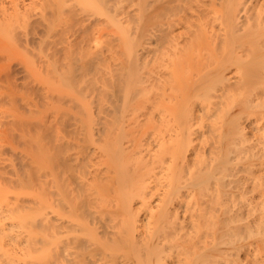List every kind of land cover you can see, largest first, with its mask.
I'll return each instance as SVG.
<instances>
[{
  "label": "bare ground",
  "instance_id": "obj_1",
  "mask_svg": "<svg viewBox=\"0 0 264 264\" xmlns=\"http://www.w3.org/2000/svg\"><path fill=\"white\" fill-rule=\"evenodd\" d=\"M117 1L118 0H0V47L2 45H5L6 47L10 45L9 46L10 48L11 47L13 48L14 46V49L16 48V50H19L17 48L21 46L24 49V54L28 53L33 57L31 59L29 58L26 59V57L23 54L25 58L22 56L20 60L19 56L16 55L18 57L17 62L18 63L22 62L21 64H23V66L26 67L24 68L22 66V68L25 71L26 69L30 71V73L25 74V77L23 78L25 79L24 80L25 82L24 83L21 82V84L24 86L23 91L19 92L17 90L18 88L17 86L19 85V83L16 84L17 88L14 87L13 85V87L16 88V90L19 93L22 92L26 93L24 95L22 93L21 94L22 97L20 94L19 95L23 99V102L25 101V104L27 105V106L25 105V107H27L28 109L25 108L23 109L24 112L22 111L18 113L20 109L22 110L24 106L23 105L22 108H20L16 113H14L13 117L9 119L11 120L10 122L6 123L5 121V123L7 124L6 127L7 132L4 134L9 136L10 134H14L13 131L15 130L17 132L16 134L19 135L18 140H20L21 138H22L21 140H24L22 142L23 144L25 143L27 145L28 149L26 148L25 145H23L25 146L23 148L24 150L26 148L25 153L27 152L28 161L30 160L29 163L30 165L28 166L27 164L26 169L27 167H29L30 169L28 168V170L23 171L25 170L24 168L25 165L23 164L24 166H23L22 174L26 172L25 173L26 176H23L21 174L20 176L22 177L18 176L16 180H11L8 177L9 175H7V177L3 176V174L5 173L3 171L5 169L3 168L4 170H2V168L0 167V184L2 186L6 185L5 189H3V187H0L1 189L0 191H2V193L8 191L7 188L9 187L7 186L9 185L11 186L12 184H14V182L16 185L23 183L21 185L23 186V188H25L28 187L27 186L28 184L30 183L32 184L33 182L35 183V181L36 182L39 181L42 184H47V187L44 188L43 185L41 186V184L38 182V184L40 185V187L38 188L40 189H38L37 194L41 193L40 199L42 198L44 199L45 197L44 195L46 194V197H49L48 200L50 202L48 204H50L51 216H47V217L45 216L46 218L43 216V217H39L38 219L41 224H42L41 221L45 222L46 225L45 228L48 229V234L50 230V235L46 236L48 237L46 238L48 239V241L46 242L47 244L49 243V245L51 244V246L48 248L49 250H47L43 246L44 248L38 247L40 250L36 249L37 252H35L34 250L32 252V250H30L31 245H29L28 249L30 251L28 250L25 254L27 255V257L32 258L33 260L28 261L27 264H50L49 261L51 260L59 261L60 254H62V256L65 255L66 257L68 256L67 257L68 264H219L220 261L221 264L222 263L228 264L227 262L230 261V260L228 261V259L231 256H236V257L230 258L231 259V261L229 262L230 264H264V206H263L264 203L262 202L263 201L262 199L264 198V193L262 192L263 193L262 199L260 196L262 203L258 201L259 203L262 204V206L261 205L258 206L256 203H255L256 205L253 204L255 205L253 206L250 205L251 203L250 204L248 203L250 207H248L249 206L248 205L246 209L242 208L243 210H241L240 208L244 206L242 204L243 206H241L239 209L236 210L231 207L232 203H230L229 200L230 201H232V199L234 200V198L232 197L237 195L243 196L245 192L249 193L247 192L248 184L247 183H246L247 185L245 184L246 177H243L244 180H242L243 178L239 179L237 176L239 180L235 179L234 181L232 180L233 183H230L232 181L230 180L229 182L228 179L227 182H224L225 175H223V173L227 174L228 171V170L225 171L226 165L229 163L231 164V160L236 158V155L238 157L239 152L244 149L243 147L245 146L246 142H249V140L247 141V139L249 138L246 137L244 130L246 126L247 129L249 128L251 130V133L254 130L256 133L264 132V0H157L159 1L158 2L159 4L151 8L149 10L150 12L148 11V13H146L147 18H145L146 22H144V24H146L147 27L146 25H144L145 26L144 29V26L142 25L143 24L142 22L144 21V17H142L143 21L139 22L140 24L141 23L142 24L140 25L138 23L139 25L137 24L136 28H138L137 26H139V28L141 29L143 27L145 31L142 30L143 32H140L144 34L143 37L145 36V32H147L146 36L150 40L152 39L154 40V38L156 37L155 38L156 40H154L155 43L153 42V40L151 41L153 42L152 43L153 47H151V50L154 51L157 48L159 49V47L163 48V50L164 48L166 49L170 48L173 50L172 56L175 55L176 53L179 55V56L176 55L177 56L176 58L175 56H173L174 61H172V64L174 66L172 65L171 67L172 68L171 70H173L171 72H173V74L170 72L171 73L170 76L173 75L171 76L172 78H170V80L171 79L173 80V81L171 80V82L173 83H171L170 86L172 87L170 89L172 94H170L169 96L170 99L174 98L175 101L173 105L168 104L173 107L167 105L168 108L165 107V110L164 108L162 109L164 110V113L166 112V110H168L167 112L169 114L171 112L169 117L166 116L169 118L168 122L169 121L171 122L169 123L166 122L167 121L166 118L164 117L163 119L164 114L161 113L163 123L160 121L161 119H159L157 125L159 126L160 124V126H162V127L159 126L160 129L162 128L164 129L165 126V128L167 129H164L165 130L164 132L166 131L169 132L166 133L165 135L166 137L162 136L161 139H160L161 136L158 134L159 132L155 133L158 134V139L153 140L155 141V143L153 141L152 142L155 144L156 149L153 153L150 152V156L148 155L149 154L148 153L147 156L144 157L142 154L146 153L148 150L147 151L143 150L144 152L142 153V150L138 148L139 146L137 143L136 145L137 149L141 150L139 154L141 153V155L145 159L143 160V158L141 157L140 158L141 161L140 159L139 160L137 159L138 154L136 158L134 157V154L136 155L137 152L134 151V149L128 150V152H130V155H128L129 157L126 156L128 153L127 151H126L127 153L124 155V152L127 149L124 148L126 146H123V148L121 147L122 145L125 144L121 145L118 143L120 142V139L118 141V138L120 137L117 138L118 136L117 134H119L118 132H115L114 135L112 134L113 131L111 132L107 130L106 132H103L105 133V136L107 137L109 136L108 138H110V135L112 134L111 137L113 138V140L112 138L111 139L106 138L107 140H105V143L103 145V149L108 153L104 152L103 149L101 151L106 154V155H103L104 153L102 154L103 159L107 160L108 164L105 163L106 166L109 165L110 168L112 167L110 170L113 171L110 172L112 175L110 174L108 175L109 177H107L105 174L110 170L108 169V167L106 168L105 166V168L108 169V171L106 170L104 176H106L107 178L102 183L98 182L100 184L95 187L92 185H96L94 179L97 178L99 174L98 176L96 175L97 177H95L94 179L91 178L92 180H89V182L85 180L86 178L85 179L82 178V179H84L87 182L82 183L83 180L82 181L80 180L81 176H83V174L85 173L86 170L85 166H87L88 164V163L86 164V161L88 160L89 162V159L85 160L84 157H82L83 154H87L84 153L83 150L85 147L89 146L87 145L89 144V142L90 144H92L96 140L95 137L99 134L96 133V136L93 135L94 136L93 139L95 140H93L91 143L90 141L91 139L89 137H91L92 135L89 136L90 135L89 130L93 127L92 125V127L90 128V124H91L90 122H92L93 117L91 119L92 112L91 114L89 112L91 111L89 109L90 107L89 104L91 103L88 104V101L86 102L85 98H87L88 96L89 99L91 97V94L92 97L94 95V97L97 98L95 101H97L96 103L98 107L99 108L101 107L100 108L101 111L104 108L101 106V104L104 103L102 101L106 100L107 102L110 103L109 105L110 107H112L113 112L115 113L120 111V109L122 112L123 109L125 111L126 107L130 105L129 103L132 97V93L140 91L137 92L140 94V95L138 94V96L136 94H133L134 96L136 95L135 96L136 98L134 99L133 97L135 102L134 101H133L134 103L131 102L134 105V107H137L139 105L140 106L143 105L144 103L143 100L148 99L146 98L148 97L146 96L148 94L147 92L153 91L152 90L153 88L149 89L153 83L152 82H150L151 84L148 83L149 82L148 80L147 84H145V79L141 77L144 71H142L141 73V69L139 70L141 73L140 77L137 76V73H135L138 72L137 68H140L138 67L140 63L137 65L136 63L137 60L135 61L133 60L136 63L135 64L132 61V59H139L136 58L135 55L139 51H137L136 53V50L134 49L135 51L134 50L133 51L135 52V54L128 52L130 47L134 44V43L130 44L131 41L129 40L131 39L129 38L130 25H126L129 24L128 23L129 19L125 21L122 20L124 21V24L126 23L125 25H123L122 21L119 18H117V14H118L117 12L122 10L121 11L122 13L125 10L124 8H123L124 10L119 8L118 9L119 11H117V4L119 3ZM122 2L125 3V1L123 0ZM144 2L145 1H143V3ZM137 3L138 2H136V4ZM146 5L147 4L145 2L143 7H146ZM136 6L139 7L138 4ZM138 10L140 11V8ZM123 15H125V13ZM127 16L128 15H126V17ZM133 20L135 22V15ZM175 25L176 26L184 25L183 28L185 27L190 28L189 29L190 31H188V33L186 32L188 35L186 36L188 41L187 39L185 40L187 41V43L183 47L182 46L180 47L178 44L180 41L179 39L181 38V36L184 35H182V33L181 35L179 33L178 34L173 33ZM139 28L137 29L138 31L136 34H138L139 30H141ZM153 30L155 31V33L156 31L158 33L154 34ZM116 33H118V37L119 36L121 37V39L119 37L120 41L118 40L117 43L116 40L118 39V37H116ZM153 34L155 35V37H152ZM139 39L140 38L138 37L137 41ZM181 40L183 39L181 38ZM119 42L120 44H123V47L117 49L121 51L122 49H124V47L127 48L128 49L127 52H125V49L122 51H124L125 55L127 53L128 56L126 55V58L128 57V61L132 63V64L128 63L130 66L128 67L127 65L124 73H122V71L119 70L120 68L118 69L119 71H121L122 77L121 76L119 77L120 74H117L118 75L117 76L114 73L117 71L113 72L114 70L113 65H116L115 61L118 58V56H116L118 54L115 52L117 51L116 47L120 46V44L118 45ZM143 48H146V46ZM146 49H148V47ZM158 49L155 50V52L156 51L161 52ZM11 50L13 51V49ZM18 52L21 51L19 50L15 53L19 54ZM147 53L146 55L148 54L150 55V53L148 54ZM193 53L194 54L203 53L205 54L204 55L205 57L202 56L201 58L199 55L202 54L199 55L197 54L198 58H196L194 57L195 55H193ZM119 55L121 56V54ZM154 55L155 54H153V56ZM153 56H151L150 58H152ZM158 56L159 53L157 54V57ZM121 58L123 59V57ZM122 59L121 61L123 62L125 57L123 60ZM140 59L143 58L141 57ZM5 61L3 65L1 64V66L3 67L6 66L8 68L10 64L7 65ZM116 62L118 63V61ZM143 63L144 61H142V64ZM118 65L115 67V70L117 69ZM123 65H125L124 62ZM3 67L1 68L3 69ZM39 67L40 69H42L41 67H43L47 73L50 72V75L48 74V76L50 77H51V73L54 74L55 72L58 73L57 74L58 76L56 74L53 76L56 77V80H59L58 82H60V84L59 83L58 84L59 86H61V89L59 87L57 89L58 91H55L54 89H50V91L51 92L55 91L58 92L59 94L56 93L54 95L53 93L52 94L49 93L50 91H48V85H46L47 91H45V93L43 92L44 93L43 95L40 94L35 95L34 94L35 92L34 91L32 92V89H29L28 83H31V81L34 82L35 80L36 82H38L39 80V77L37 75H33L34 68L39 70ZM107 68L110 70L109 72H107L108 70L104 71ZM186 68L188 69L187 70L188 72H191V74L186 71ZM44 69L42 70L45 71ZM198 69L200 70V72L192 74L191 70L197 72L196 70ZM28 70L26 72H29ZM99 72H107L109 73L108 75H111L112 73L113 74L108 78L107 76L103 78L102 80L105 79L107 80L103 81V84H101V86L99 85L100 87L99 88L97 87L96 89L93 86L94 83L93 81L95 78L94 76L95 75L98 76ZM5 73L6 72H3V74ZM89 74L93 78L92 79L93 81L90 79ZM93 74L95 75L93 76ZM113 76L115 78L118 77V79H115ZM149 76L153 77V75H149ZM149 76L147 79H149ZM156 77H159V75ZM160 77L163 78L162 76ZM6 78H8V75ZM4 79L5 78L3 77V80ZM89 79L90 82H88ZM154 79L152 80L154 81ZM167 79L169 80V78ZM6 80L7 79H5V81ZM49 80H47L46 82H48ZM170 80L168 82H170ZM81 81L82 82L84 81V83L87 84L82 85L83 83ZM80 83L82 87L85 86L84 89L81 88ZM137 83L138 84L140 83L139 86L141 88L139 90L134 91V88ZM29 86L31 87L30 84ZM65 87L68 88L71 87L70 89H68L70 90L69 93L70 96H72L71 94L73 92L75 93V96L71 97L74 99L75 104L71 106L70 103L71 106L70 107L68 105L69 103L68 101L71 98L68 97L70 99L68 101L66 100L68 103L66 104L65 107L58 106L57 104H56L57 106L54 105L53 102L59 100L62 101V104L66 102L62 100L64 94L63 95L60 94L61 91L62 93L63 91L65 92V90L67 89ZM89 87L90 89L92 88L91 89L92 93L89 91L90 90L88 89ZM24 89L26 92L24 91ZM95 89L96 91L98 90L96 93L94 92ZM155 89L156 88L154 87V90ZM85 92L91 94L88 95ZM9 93H11V96L10 94L8 95L10 97H13L16 91L13 90L10 91ZM128 93L131 94V96L129 95L130 96L129 102L126 101V99L128 98L127 97ZM154 93L156 94L157 92ZM26 95L28 96L33 95V96L28 97ZM65 95L68 96V93H66ZM35 96L40 98L41 101L43 98L44 102L41 103L39 102V100L36 101ZM202 96H205L207 100L206 98L205 99L202 98L201 100H199V97ZM33 98L35 100H31ZM45 98H47L51 103L47 102V104H45V101H48ZM210 98L213 99L209 100ZM17 99H13L14 102H16L15 100ZM22 99H20L19 104H21ZM63 99L65 100V98ZM70 101L73 102V100ZM83 101H85L86 103L83 104ZM152 101L150 102V105L152 104ZM138 103H142V104L136 105ZM126 104L127 106L125 107ZM157 104L158 105L160 104L159 106H163L162 102L160 101ZM210 104L212 106H210ZM32 105L35 106V108L34 107L31 108ZM67 105L69 106V108ZM85 105L88 108H86ZM104 105L105 104H103V106ZM46 106L49 107L47 108ZM41 107H44L45 109L44 108L41 109ZM91 107H94V104L93 106L91 105ZM169 107L172 108L173 110H171ZM230 107L232 108V110L233 107H235L234 110H238V111L237 113L228 116L225 119V121L221 119L222 121L221 124L224 123L223 124L224 128L221 127L222 130H219L220 126L218 124L220 123V121L218 120L213 122L211 120L213 119L212 113L214 111L215 112L218 111V114L221 113L220 114L221 116L220 115L217 116L218 118L222 117L223 113H225L224 115L226 116V113L228 112L227 109L230 110L231 109ZM49 108L50 111L47 110ZM71 108L74 109L75 114L74 117L69 118V116L71 115L68 116V113L70 112L69 110ZM99 108L97 109L99 110ZM83 109H86L85 112H83ZM25 110L28 111L25 112ZM10 111L13 112L14 110L12 111V109H10ZM173 111L174 113H172ZM122 112L121 114H123ZM101 113L103 114V111ZM131 113L129 112L130 115ZM172 114L174 115L171 116ZM101 115L98 116L99 120H101L99 118L101 117ZM110 115L112 114L110 113ZM203 115L206 116V118L212 116V118L208 120V121L211 120L212 123L211 122L204 123L200 128L202 129L204 127V129L199 131L198 128L199 125L196 126L197 128H194L193 125L195 126V123H198L197 121ZM216 115L217 114H215L214 116L216 117ZM128 116L129 115H127V117ZM72 118L75 119L74 121H76L77 126H73L72 128L75 127L73 130L69 128L71 130L70 131L67 130L68 128L66 129V126L68 127L67 122L69 121V119ZM110 118L111 117L109 116V118L107 117L106 119L110 120ZM112 119L114 120L115 117L114 118L112 117ZM165 122L166 124L168 123V126L165 124ZM105 123L109 125H111L110 123L114 124V122H110V121L109 123H107V121ZM70 124L74 125L75 122L71 123L69 121V127ZM96 125L98 127V121ZM102 126L106 128L105 125ZM157 126L155 125L156 131L158 130ZM81 128H85L84 133L87 132L86 135L84 134L83 136V138L85 137L83 139L84 140L83 144L86 143V139L87 140L90 139L89 142L87 141L86 146L80 143L81 142L80 137L83 134H81L80 136V134H78L80 133V131L78 130H80ZM117 128H114V130ZM75 130H77L78 132H76ZM96 130L102 131L101 129L100 130L96 129ZM208 130H210V133L211 130L217 131V133H215L217 134L215 135V137L212 136L211 138H209L210 140L214 138L212 140L213 142L210 141L209 139H208L209 143L205 142L207 139L204 141V144L205 143L207 144V149L205 150L203 148L206 144L202 146L204 152L205 151L207 152L211 149L209 154L205 152L206 156L207 155L210 156L211 160L208 161V159H210L209 157H207L208 159L205 158V160H202V157L205 156V154L202 155L203 153H200V155H202L199 156L201 158V161L199 160L197 161H199L200 163H202L203 161H208L209 163L204 162L203 164L205 166V164L208 163V167L206 168L205 166L206 169L202 171L200 169V171L197 172L196 168L198 164L195 165L196 168L193 166L192 168H195L194 169L195 171H193L194 174L192 176L190 175L191 171L188 169L190 167V165L188 164L189 161L187 160L183 161L185 159L183 158L185 156L183 155L185 151L184 149H187L188 146H190L189 145L190 142L188 141L191 140L192 142L191 135H198L200 133H204V131H207L208 133L209 132ZM75 132L78 134L77 137L79 136L77 138L78 140L74 136ZM214 132L215 131H213L212 135L214 134ZM252 134L254 135V133ZM17 135L15 136L13 135V136L16 138ZM100 135H102V132ZM253 135L251 136L253 137ZM72 136H74L76 140L72 138ZM155 136H156L155 138H157V135ZM10 137H8L7 139H9ZM69 137L72 139L69 140L68 139ZM262 138L263 140L262 141L260 140V145L263 144L264 146V136ZM130 143L131 142H129V144ZM251 143H247V144L251 145ZM255 143L254 145H256ZM202 144L200 145L195 144L198 151L197 149L194 148L195 146H193V144L191 145L192 148L194 149V153L196 150L197 153L199 154L200 151L199 147ZM256 146H259V144ZM246 147L248 149L249 146ZM213 148L216 151H214ZM151 149L153 150V148ZM1 152L2 151H0V153ZM85 152H86V148H85ZM166 152L169 155L166 154ZM231 152L235 154L233 155L235 157L233 158L232 156V159L229 158L230 154L232 155ZM253 152L255 155L256 152L252 151V153ZM162 154L163 155L166 154V157L168 159H170L169 157H171V162L169 161L167 164L166 162L168 161V159L167 160L164 159L163 157L165 155L163 156ZM88 155L85 156L89 158L90 155L89 156ZM249 155L251 158H254V156L252 157L253 154H251V151L249 152ZM105 156H107L108 158L107 157L104 158ZM130 156L132 158L134 157L135 160H132ZM259 156L260 155H258L256 158H258ZM195 157L196 159H198L197 155H195L194 158ZM128 158H130L131 161L134 162L133 166H135L134 164H137L136 162H139L141 166L137 165L139 166V168H136L137 166L135 167L131 166L132 162L128 161L130 160ZM156 158L157 160H159L158 163H155V161H157ZM187 158L189 157L187 156ZM259 158L261 159V157ZM26 159L27 158H25V161ZM142 161L146 164L155 163L153 165V168L154 169L158 168L159 171L158 170L157 171L160 174L162 172L161 176L163 178L161 179V176L158 173V175L160 176V177L158 176L160 180L157 179L156 181H154L153 178H152L153 180L150 179V175L148 172L152 170H149L148 165L144 164ZM212 161L215 162L211 163ZM252 162L248 163L249 166L252 165ZM142 163L144 164V167H142L143 165ZM216 163L217 166L215 165ZM253 163H255L254 166H256L257 162L254 161ZM90 164H92L91 161ZM100 164L102 166V163ZM126 164L131 166V168L126 166ZM211 164L215 165L214 166L215 168H212L213 166H211ZM258 164L259 162L257 163V165ZM244 166L243 168H245ZM249 166L247 165V167ZM219 167H221L219 170H221V175H223L222 176L223 178H220L221 180H219L218 178L221 175L220 176L217 175L216 177V173L219 174V171L216 169H218ZM83 168H85L84 173H83ZM94 168L96 167L94 166ZM222 168H224L225 170L222 171ZM249 168L252 169L255 167L250 166ZM20 169L16 168V170H14V173H16L15 171L17 170L19 171ZM163 169L165 170V172L162 171ZM251 169H250V173L253 174L254 170L251 171ZM142 170L143 172L144 171L147 172L146 173L144 172L145 174L141 173ZM215 170L216 173H214ZM240 170L241 168L239 169V171ZM98 172L100 173V171ZM195 172L197 173L195 174ZM93 173L95 172L93 171ZM234 175L236 174L234 173ZM90 176L89 177L85 176V177L90 178ZM186 176L189 177L185 178ZM97 179H99V177ZM240 180L243 181L244 183L241 182ZM253 180L255 179L253 178ZM91 181H93V183ZM25 183L28 184L26 185ZM85 183L92 184L91 188L86 187L90 185H86ZM225 183H228L227 188H225L226 187ZM84 184L85 187H83ZM255 186H248V188L252 189V187L254 188ZM94 187L95 189L93 191L97 189L98 192H101V195H99L100 193L98 194L97 191L96 193H92L93 191H89L92 190ZM34 188L35 187H32V189ZM228 188L229 189L232 188V190H228L227 192L226 189ZM2 189L5 191L3 192ZM36 189L37 188H35L34 192H36ZM83 190H85L86 193L90 192L89 194L91 193L94 195L96 194L95 198L100 203L96 202V199L91 197L92 194L90 195L92 199L91 198L89 199L88 197L89 195L87 196V194L86 195L84 194L86 197H88L86 198L83 195V193H85V191ZM250 192H252V190ZM31 194H33V196L36 197L38 196L37 194L34 193ZM97 195L100 199L96 197ZM33 196H31V198ZM5 197L6 195L4 196V199ZM103 197L105 198V200H103L104 199ZM136 197L139 198L137 199ZM37 199L39 200V198ZM258 199L259 198H257V200ZM1 201L2 203L3 202L4 203L2 204ZM29 202L32 203L31 205H27V206L25 205L24 200H23L24 204L18 203L16 195L14 197L10 196L9 200L6 201H3V198H0V242H2L4 240L3 238H6L7 235L13 241L18 240L20 232H22V231H18L17 228L19 227L22 228L24 227L23 232L25 230L27 231V232L25 231V233H27L26 241L28 244L31 242L33 234L34 236H36L35 232L37 234V231H39L36 228L38 226L36 225L35 227L34 226L35 224L33 225L32 222L35 221V216L37 214H38L37 216H42L45 215L46 213L44 212V214H42V211H40L41 206L40 209L39 206H37L39 210L36 208V206H33L34 202L35 204H37L38 202H40V200L37 203L36 200L34 202L32 200ZM40 204H42V202ZM237 205L239 207V204ZM22 206L27 208L22 210L21 208ZM257 206L259 209L257 208ZM257 209L258 211L255 212ZM50 213H48V215H50ZM209 228L215 229V231L212 229V232L214 231L213 234ZM208 235L210 237L209 239H206ZM251 238L254 239L251 240ZM0 244L2 245V243ZM226 244L229 246H227ZM1 245H0V252H1L0 261L4 257L3 261L5 263L3 261L2 263L1 262L0 263L11 264L12 259L14 257L10 258L8 254L6 256L7 250H5L6 253L5 252L2 253ZM225 245L228 248H226ZM60 250L62 252H60ZM240 250L243 252V255L239 260L238 259L239 257L237 256L239 255L238 252ZM227 251H229L228 253L231 256L229 255H228L229 257L226 256V254H228ZM2 254L5 255L3 256Z\"/></svg>",
  "mask_w": 264,
  "mask_h": 264
},
{
  "label": "rangeland",
  "instance_id": "obj_2",
  "mask_svg": "<svg viewBox=\"0 0 264 264\" xmlns=\"http://www.w3.org/2000/svg\"><path fill=\"white\" fill-rule=\"evenodd\" d=\"M123 1H125V3L124 2H122V0L120 1V0H118L117 2H119L118 4H117V11H119L118 9L119 8H121V9H123L124 11L121 13V11H119L120 12V14H119V12H117L118 14H117V18H119L121 21L122 20H127V19H129V21H128V23L129 24H126V25H130L129 26V38H131V39H129L130 41H131V43L130 44H132V43H134L131 47H130V49L129 50H131V51H129L127 48H125L124 47V49H125V52H127V50H128V52H131V53H133V54H135V50H136V53H137V51H139L140 52V54H139V52L137 53V54H135L136 55V58H139V59H132V61L134 60H137V65H138V67H140V68H137V71L138 72H135V73H137V76H141V73H142V71H144L143 73H142V78L143 79H145V84H147V81L149 80V82L148 83H150V82H152L153 84H152V86L149 88V89H151V88H153L151 91L152 92H147L148 94L146 95V96H148V97H146V98H148V99H146V100H143V105H139V104H142V103H138V104H136V105H139V106H137V107H134V105L132 104V103H134L135 102V96L137 95L138 96V94L139 93H137V92H140V91H137V92H135V93H132V97H131V100H130V96H131V94L130 93H128V95H127V99H126V101H128L129 102V100H130V105H128L127 106V104L125 105V107H126V109H125V111H124V109H123V112L121 111V109H120V111H118V112H113V109H112V107H110V103L109 102H107L106 100H103L102 102H104V103H102L101 104V106L102 107H104L103 109H102V111H103V114L101 113L102 111H101V107L99 108L98 107V105H97V101H95L97 98L96 97H94V95H93V97H92V91H91V89H90V87L88 88V89H90L89 91L91 92L90 94H91V97L88 99V96L87 95H85V96H87V98H85V97H83V96H81V97H83V98H85V100H86V102L88 101V104L89 103H91V104H89L90 105V107H89V109L91 110V111H89L90 112V114H91V112H92V115H91V119H92V117H93V119H92V122H90L91 124H90V128L92 127V125H93V129L91 128H89L90 130V135L89 136H91V137H89L90 139H86V143L85 144H83V142H84V138H83V136H84V134L86 135V133H84L85 132V128L87 127H85V128H81L80 130H78V131H80V133H78V134H80V136H81V134H83L81 137H80V139H81V142L80 143H82L83 145H85L86 146V144H87V141L89 142V140L91 141V143H92V141L93 140H95L93 143L95 144V146H94V144L92 143V144H90V142H89V144H87V145H89V146H87V147H85L86 148V152H85V148H84V150H83V152L84 153H87V154H83L82 155V157H84V159L85 160H87V159H89V162H88V160L86 161V164H87V166H85V168H86V170H85V168H83V173H84V170H85V173H87V174H85V176H87V177H89L90 175V178H87V177H85L84 176V174H83V176H81V181H82V183H84V182H89V180H92V179H94L95 177H97L98 176V174H99V179H97V178H95L94 179V181L96 182V185H92V184H87V183H85L86 185H90V186H86V187H90L91 188V185L92 186H97V185H99L100 183H98V182H104V180L107 178V177H109L108 175H110L111 173V171H113V170H110L111 168H110V166L109 165H107L106 166V164L105 163H107V160H105V159H103V155H106L104 152H107V151H105L104 149H103V145H104V143H105V140H107L106 138H108L107 136H105V133H103V132H106L107 130H109V131H113V135H114V133L115 132H118L119 134H117V135H115V136H117V138L118 137H120V138H118V141H119V139H120V142H118L119 144H125V145H119V146H121L122 148H123V146H126V147H124L125 149H127V150H125V152H124V155L128 152V150L129 149H134V151H137L136 152V155L134 154V157L136 158V156H137V154H138V156H137V159L139 160L141 157L143 158V156L145 157V156H147V154L150 156V152L151 153H153L154 151H155V149H156V147H155V141H153L154 139H158V134L161 136H159L160 137V139L162 138V136H165L166 135V133L167 132H169V131H166V132H164L165 130L164 129H167V128H165V126H164V129L162 130V129H160L159 128V126H160V124H159V126H157L158 125V121H159V119H161L160 121L163 123V119H164V117L166 118V122H168V120H169V115L171 114V112H170V114L167 112L168 110H166V112H167V114H166V112L164 113V110H165V107H167V105L168 104H172L173 105V103H174V101H175V99L173 98H171L170 99V94H172V92L170 91V89L172 88V87H170L171 86V83H173V82H171V80H170V78H172L171 76H173V75H171L170 76V74L172 73L173 74V72H171V71H173V70H171L172 68V61H174L173 60V56H175V58L177 57V56H179L177 53L175 54V55H173L172 56V54H173V50L172 49H166V48H164V50H166V51H164L163 50V48H160L159 47V51H161V52H155V50H157V49H155L154 51L153 50H151V47H153V42H154V40H156L155 38V35L154 34H156V33H158L157 31H156V33H155V31L153 30V35H152V37H155L154 38V40H153V42H151L152 40H150L146 35V33L147 32H145V36L143 37V33H140V32H143V31H145L144 29H145V26L144 25H146V24H144V22H146V19L145 18H147L146 17V13H148V11L151 9V8H153V7H155V6H157V4H159L158 2L159 1H157V0H142V1H138V0H123ZM133 1V2H132ZM143 1H145L146 2V7H143V5L145 4V2L143 3ZM157 1V2H156ZM136 2H138L137 4H138V6L139 7H137L136 5ZM141 2V3H140ZM122 3V4H121ZM127 3V4H126ZM132 4H134V5H132ZM140 4V5H139ZM122 5V6H121ZM125 5H126V7H125ZM129 5V6H128ZM119 6V7H118ZM124 6V7H123ZM127 6H128V8H127ZM134 6V7H133ZM140 8V11L138 10ZM142 8H144V9H142ZM147 8V9H146ZM127 10V11H126ZM131 11V12H130ZM143 11V12H142ZM150 12V11H149ZM125 13V15H123ZM141 13H142V15H141ZM129 14H131V15H129ZM135 15V22H134V15ZM137 14V15H136ZM140 14V15H139ZM120 15H121V17H120ZM126 15H128L127 17H126ZM140 16H141V18H140ZM125 17V18H124ZM142 17H144V21H143V18ZM140 18V19H139ZM118 19V20H119ZM119 20V21H120ZM133 20V21H132ZM137 20V21H136ZM124 21H122V24L123 25H125L124 24ZM141 21H143L141 24L144 26V29H143V27H142V29L141 28H139V26H137L139 29H141V30H139V32H138V34H136L137 33V29L138 28H136V25L139 23V22H141ZM133 22V23H132ZM132 23V24H131ZM140 24V23H139ZM138 24V25H139ZM140 24V25H141ZM132 25V26H131ZM146 27H147V25H146ZM181 27V28H180ZM184 27V25H175V27H174V30H173V33L174 34H180L181 35V33H182V35H184V36H181V38L183 39V40H181V38L179 39L180 41H179V46L181 47H183L186 43H187V41H188V39H187V37L186 36H188L187 35V33H188V31H190L189 29L190 28H187V27H185V28H183ZM130 28H131V30H130ZM134 29V30H133ZM186 29H187V31H186ZM143 30V31H142ZM179 31V32H178ZM184 31V32H183ZM187 32V33H186ZM184 33H186V34H184ZM132 34V35H131ZM134 36H136V37H134ZM116 37H118V33H116ZM120 37V36H119ZM119 37H118V39L116 40V43H117V41L119 40ZM133 37V38H132ZM138 37L140 38L138 41H137V39H138ZM147 37V38H146ZM151 37V38H152ZM185 39H184V38ZM137 38V39H136ZM120 39H121V37H120ZM133 39V40H132ZM141 39H142V41H141ZM187 39V41H185ZM120 41V40H119ZM136 41H137V43H136ZM121 43H122V41H121ZM155 43V42H154ZM159 43V42H158ZM103 44V43H102ZM101 44V45H102ZM120 44V42L118 43V45ZM144 44H146V45H144ZM117 45V44H116ZM144 45V46H143ZM152 45V46H151ZM4 46V47H3ZM10 45H8L7 47L5 46V45H2L1 47H0V66H1V64L3 65V63H4V61L7 63V65H9L10 64V66L7 68L6 66H1V67H3V69L0 67V75H1V78H0V91H1V89H2V91L0 92V151H2L1 153H0V167L2 168V170H4L3 172H5L4 174H3V172H2V174H3V176H5V177H7V175H9L8 177H9V179H11V180H16L17 179V177L19 176V177H22V176H20L21 174H22V170H23V166H24V168H25V170H23V171H26V170H28V168L29 167H27V169H26V165L28 164V166L30 165L29 163H30V160L28 161V154H27V152L25 153V151H26V148L28 149V147H27V145L24 143L23 144V142L22 141H24V140H21L20 139V137H19V139L20 140H18V136L19 135H17L16 133V131L14 130L13 132H14V134H10L11 135V137H10V135L8 136V135H4L7 131H6V127H7V122H10L11 120H9V119H11L12 117H13V115H14V113H16L20 108H22V106H23V108H22V110L20 109L19 111H18V113L19 112H24V110L23 109H28L27 107H25V101L23 102V99L21 98L22 97V93H19L20 91H23V88H24V86L21 84V82L22 83H24L25 81V79H23L24 77H25V74H28V73H30V71L28 70V69H26V71L28 70L29 72H26L23 68H22V66H23V64H21L22 62H20V63H18L17 62V60H18V57L17 56H19V59L21 60V57L23 56V54H24V49L20 46L19 48H17V49H19L21 52H18L19 54H21V55H19V54H17V53H15V52H17V51H19V50H16V48L14 49V46H13V48L11 47H9ZM17 46V45H16ZM146 46V48L148 47V49H146V48H143V47H145ZM2 47H3V49H2ZM5 47H6V49H5ZM120 47H123V44H120V46H118V47H116V52L115 53H117L118 55H116V56H118V58H117V60L116 61H118V63L115 61V63H116V65H113V72L114 71H117V72H114L116 75L117 74H120L119 75V77L121 76V71H122V73H124L125 72V69H126V67H127V65H128V67L130 66L129 64H132V63H130L129 61H128V57L126 58V55H127V53H126V55H125V53H124V51H122V50H124V49H122L121 51L120 50H118V49H120ZM118 48V49H117ZM2 49V50H1ZM11 49H13V51L11 50ZM135 49V50H134ZM139 49V50H138ZM7 50V51H6ZM134 50V51H133ZM152 52H151V51ZM5 51V52H4ZM15 51V52H14ZM170 51V52H169ZM11 52H13V53H11ZM150 53V55H151V53H152V55L151 56H153V54H155L152 58H150L151 56L148 54V53ZM167 52H169V53H167ZM123 53H124V55H123ZM146 53L150 56H148V55H146ZM159 53V56L157 57V54ZM175 53V52H174ZM6 54H7V56H6ZM13 54H14V56H13ZM119 54H121V56L119 55ZM142 54V55H141ZM199 54H202V55H199L201 58H202V56H204L205 54H203V53H193V55H195L194 57H196V58H198V55ZM17 55V56H16ZM168 55V56H167ZM177 55V56H176ZM193 55H191V56H193ZM197 55V56H196ZM17 58H16V57ZM24 56L26 57V59H31V58H33L30 54H28V53H25L24 54ZM23 56V57H24ZM128 56V55H127ZM138 56V57H137ZM143 58V59H140L141 57ZM24 57V58H25ZM121 57H123V59H124V57H125V59L123 60ZM133 57H134V55H133ZM149 57V58H148ZM156 57H157V59H156ZM168 57H169V60H168ZM172 57V58H171ZM205 57V56H204ZM123 60V62H124V64L125 65H123V62L121 61V59ZM170 58H171V60H170ZM2 59H4V60H2ZM119 59V60H118ZM22 60H23V58H22ZM33 60V59H32ZM152 60V61H151ZM201 60V59H200ZM126 61H127V63H126ZM133 61V62H134ZM142 61H144V63L142 64ZM154 61V62H153ZM8 62H10V63H8ZM122 62V63H121ZM150 62H152V63H150ZM129 63V64H128ZM135 63V62H134ZM135 63V64H136ZM154 63V64H153ZM171 63V64H170ZM174 63V62H173ZM12 64V65H11ZM119 64V65H118ZM121 64V65H120ZM118 65V67H117V69L115 70V67ZM144 65V66H143ZM152 65V66H151ZM133 66V65H132ZM174 66V65H173ZM24 67V66H23ZM38 67V66H37ZM36 67V68H37ZM122 67H123V69H122ZM143 67V68H142ZM148 67V68H147ZM24 68H26V67H24ZM36 68H34V73H33V75H37L38 77H39V80H38V82H36V80L34 81V82H32L31 81V83H28V87H29V89H32V92L34 91L35 93V95L36 94H40V95H43L44 93H45V91H47V87H46V85H48V91H50V89H54L55 91H58L57 89L60 87V89H61V86H59V84H60V82H58L59 80H56V77H54L53 75H57L58 73L57 72H55V74L54 73H51V77L50 76H48V74L50 75V72H46V70L43 68V67H41L42 69H44L45 71H43L42 69H40V67H39V70H37ZM109 68V67H108ZM105 69L104 71H106V70H108L107 72H109L110 70L109 69ZM120 68V69H119ZM23 69V70H22ZM121 70V71H119V70ZM141 69V73H140V70ZM188 69L186 68V71H187ZM103 71V70H102ZM136 71V70H135ZM150 71H152V72H150ZM190 71V70H189ZM192 71V74H194V73H198V72H200V70L198 69V70H196L197 72H194V70H191ZM3 72H6L5 74H3ZM8 72V73H7ZM25 72V73H24ZM107 72H99V78H98V76H96L95 74H93V76L95 77L94 78V81L92 80L93 78L91 77V75L89 76L90 77V79L94 82L93 83V86H94V88H96L97 89V87L99 88L100 86H101V84H103V81H106L107 79H105V80H102L103 78H105L106 76H107V78L109 77V76H111V75H108L109 73H107ZM150 72V73H149ZM154 72H156V73H154ZM171 72V73H170ZM188 72V71H187ZM202 72V71H201ZM9 73H11V74H9ZM24 73V74H23ZM43 73H45V74H43ZM47 73V74H46ZM101 73V74H100ZM147 73V74H146ZM188 73H190L191 74V72H188ZM103 74H104V77H103ZM106 74V75H105ZM153 75V77H151V76H149V75ZM161 74V75H160ZM189 74V75H190ZM7 75H8V78H6L7 77ZM29 75H31V74H29ZM32 75V76H33ZM47 75V76H46ZM115 75V76H116ZM146 75H148L149 76V79H147L148 78V76H146ZM158 76L159 75V77H156V76ZM23 76V77H22ZM54 77V79H53V77ZM58 76V75H57ZM118 76V75H117ZM154 76H155V79H154ZM160 76H162L163 78H161ZM165 76V77H164ZM168 76V77H167ZM185 76V75H184ZM3 77L5 78V79H7L6 81H5V79L3 80ZM12 77V78H11ZM16 77V78H15ZM29 77V76H28ZM38 77H37V79H38ZM98 79H97V78ZM102 77V78H101ZM114 77V76H113ZM122 77V76H121ZM169 78V80H170V82H168L169 80L167 79V78ZM11 78V79H10ZM16 80H15V79ZM22 80H20V79ZM34 78V77H33ZM32 78V79H33ZM49 78H50V80H49ZM101 78V79H100ZM112 78V77H111ZM115 78V77H114ZM28 79V78H27ZM30 79V78H29ZM31 79V80H32ZM49 80L48 82H46L47 80ZM90 79H89V81L88 82H90ZM96 79V80H95ZM115 79H118V77H116ZM152 79H154V81L152 80ZM157 79V80H156ZM160 79H162V80H160ZM164 79H166V80H164ZM54 82H53V81ZM86 80H88V79H86ZM86 80H84V81H86ZM102 80V81H101ZM111 80V79H110ZM114 80V79H113ZM112 80V81H113ZM120 80V79H119ZM3 81V82H2ZM5 81V82H4ZM20 81V82H19ZM57 83H56V82ZM84 81L82 82L83 84L82 85H86L85 83H84ZM98 81V82H97ZM160 81V82H159ZM164 81V82H163ZM173 81V80H172ZM9 82H10V84H9ZM15 82V83H14ZM36 82V83H35ZM97 82V83H96ZM155 82V83H154ZM166 82H168V83H166ZM19 83V85L16 87V84H18ZM39 83V84H38ZM48 83V84H47ZM50 83H52V84H50ZM54 83V84H53ZM59 83V84H58ZM96 83V84H95ZM99 83V84H98ZM141 83V82H140ZM140 83L138 84H136V86H135V88H134V91H136V90H139L141 87L139 86L140 85ZM21 84V85H20ZM29 84L31 85V87L29 86ZM58 84V85H57ZM91 84V83H90ZM151 84V83H150ZM155 84V85H154ZM168 84H170V85H168ZM9 85V86H8ZM11 85H12V87H11ZM13 85H14V87H16L17 88V90L19 91H17L16 90V88H14L13 87ZM37 85V86H36ZM40 85V86H39ZM55 85H56V87H55ZM80 85H81V83H80ZM82 85H81V88H83L84 89V87H82ZM97 85V86H96ZM100 85V86H99ZM143 85H144V83H143ZM142 85V86H143ZM156 85H159V86H156ZM7 86H8V88H7ZM49 86H51V87H49ZM156 88L155 90H154V87ZM22 87V88H21ZM27 87V86H26ZM42 87H43V89H42ZM6 88H7V90H6ZM21 88V89H20ZM45 88H46V90H45ZM65 88H67L66 90H65V92L63 91V93H62V91L60 92V94L61 95H63L64 94V97H62V100L65 102L66 100L68 101L72 96H75V93L73 92H71L72 94V96H70V90H68V89H70V88H68V87H65ZM159 88V89H158ZM5 89V90H4ZM26 89V88H25ZM25 89H24V91H25ZM28 89V90H29ZM42 89V90H41ZM96 89H95V93L98 91H96ZM166 89V90H165ZM3 90H4V93H3ZM16 91V93L13 95V97H10L11 96V93H9L10 91ZM44 90V91H43ZM7 91V92H6ZM55 91H50L49 93H53L54 95L57 93V94H59L58 92H55ZM60 91V90H59ZM84 91V90H83ZM86 91H87V88H86ZM26 92V91H25ZM44 92V93H43ZM55 92V93H54ZM154 92H157L156 94L154 93ZM165 92H167V93H165ZM48 93V92H47ZM66 93H68V96L67 95H65ZM85 93H87L88 95H90L88 92H85ZM8 94H10V96L8 95ZM12 94H13V92H12ZM16 94H18V95H16ZM21 95V97H20V95ZM24 94H26V93H23V95ZM27 94H29V93H27ZM94 94V93H93ZM133 94H136L135 96L133 95ZM151 96H150V95ZM152 94H154V95H152ZM166 94H168V95H166ZM3 95H4V97H3ZM130 95V96H129ZM140 95V94H139ZM156 95V96H155ZM17 96V97H16ZM26 96H28V95H26ZM30 97L31 96H33V95H29ZM28 96V97H29ZM7 99H6V98ZM24 97V96H23ZM27 97V98H28ZM36 97V101H38L39 100V102H44V100H43V98H42V101L40 100V98H38L37 96H35ZM34 97V98H35ZM68 97H70V98H68ZM133 97H134V99H133ZM154 97V98H153ZM10 98H13V99H17V100H15L16 102H14V100L13 99H10ZM22 99V102L24 103H22L21 102V104H19L20 103V99ZM26 98V97H25ZM31 99V100H35V99ZM63 98H65V100L63 99ZM67 98V99H66ZM92 98V99H91ZM95 98V99H94ZM144 98V97H143ZM151 100H150V99ZM202 98H206L205 96H202V97H199V100H201ZM4 99H5V102H4ZM46 100H48L47 98H45ZM142 99V98H141ZM169 99V100H168ZM213 98H210L209 100H212ZM236 99H238V98H236ZM28 100V99H27ZM70 100H73V102L72 101H70ZM68 102L66 101L64 104H62V101H56V102H53L54 103V105H58V106H61V107H65L66 106V104L68 103V105L70 106V103H71V106L73 105V104H75L74 102V99L73 98H71ZM83 100V99H82ZM94 100V101H93ZM152 100H154V101H152ZM156 100V101H155ZM206 100H207V98H206ZM11 101H12V103H11ZM30 101V100H29ZM35 101V102H36ZM134 101V102H133ZM142 101V100H141ZM147 101H149V102H147ZM152 101V104L150 105V102ZM162 102V105L163 106H159L157 103L158 102ZM9 102V103H8ZM31 102V101H30ZM38 102V103H39ZM47 102H49V103H51L49 100L48 101H45V104H47ZM85 101H83V104L84 103H86ZM105 102H107V103H105ZM132 102V103H131ZM147 102V103H146ZM155 102V103H154ZM234 102V101H233ZM236 102H237V100H236ZM15 103V104H14ZM32 103V102H31ZM94 104V107H91V105L93 106V104ZM125 103V102H124ZM10 104V105H9ZM96 104V105H95ZM103 104H105L104 106H103ZM132 104V105H131ZM154 104H156V105H154ZM11 105H12V107H11ZM17 105V106H16ZM43 105V104H42ZM56 105V106H57ZM67 105V106H68ZM87 105V104H86ZM85 105V106H86ZM109 107H108V106ZM135 105V106H136ZM27 106V105H26ZM41 106V105H40ZM69 106H68V108H69ZM70 106V107H71ZM132 106V107H131ZM143 106V107H142ZM150 106V107H149ZM155 106V107H154ZM168 106H170V105H168ZM210 106H212L211 104H210ZM221 106H223V105H221ZM233 106H234V104H233ZM16 107V108H15ZM28 107H29V105H28ZM31 107V106H30ZM35 108V106H33L32 105V107L31 108ZM47 107V106H46ZM49 107V106H48ZM47 107V108H48ZM108 107V108H107ZM134 107V108H133ZM157 107V108H156ZM170 107H173V106H170ZM169 107V108H170ZM225 107H226V105H225ZM44 107H41V109H43ZM51 108V107H50ZM50 108L49 109H47L48 111H50ZM74 108H76V107H74ZM84 108V107H83ZM86 108H88L87 106H86ZM96 108V109H95ZM97 108H99V110L97 109ZM130 108H132V109H130ZM154 109V111H153V109ZM162 110L163 108H164V110H160V109ZM168 108V107H167ZM166 108V109H167ZM231 108V107H230ZM10 109H12V111L13 112H11L10 111ZM17 109V110H16ZM40 109V110H41ZM45 109V108H44ZM92 109H93V111H92ZM107 109V110H106ZM110 109H112V110H110ZM136 109H138V110H136ZM151 109V110H150ZM171 110H173L172 108H170ZM235 109V107H233V110H232V108L229 110V109H227L228 110V112L226 113V116L224 115L225 113H223L222 115V117H217L218 115H220V114H218V111H214L213 113H212V115H213V119H211L213 122H215V121H220V123L217 125L220 129L219 130H222V128L221 127H223L224 128V126H223V124H221V119H223V121H225V119L228 117V116H230V115H232V114H234V113H237V111L238 110H234ZM85 110L86 109H83V112H85ZM97 110V111H96ZM108 110H110V111H108ZM137 111V112H135V111ZM170 110V111H171ZM26 111H28V110H25V112ZM44 111V110H43ZM70 111V112H69ZM68 112V116L69 115H71V116H69V118H71V117H74V109H70ZM95 111V112H94ZM100 112V114H99V112ZM106 111H108V112H106ZM131 113V112H133V113H131V115L129 114V112ZM153 111V112H152ZM106 112V113H105ZM112 114V115H110V113ZM121 112L123 113V114H121ZM127 112V113H126ZM9 113V114H8ZM70 113H72V114H70ZM95 113V114H94ZM135 113V114H134ZM160 113V114H159ZM161 113L162 114H164V116H163V119H162V115H161ZM172 113H174V111L172 112ZM12 114V115H11ZM103 115V117H102V115ZM104 114H105V116H104ZM120 114V115H119ZM215 114H217L216 115V117L214 116ZM227 114H229V115H227ZM95 115V116H94ZM99 115H101V117H99L101 120H99L98 119V116ZM107 115H109L111 118H110V120L109 119H106L107 117L109 118V116H107ZM127 115H129L128 117H127ZM134 115V116H133ZM174 114H172L171 116H173ZM117 116V117H116ZM133 116V117H132ZM161 117V118H159V117ZM166 116H168V117H166ZM221 116V115H220ZM96 117H97V119H96ZM105 117V118H104ZM112 117L114 118L115 117V119L113 120L112 119ZM118 118V119H117ZM157 118V119H156ZM201 118H202V120H201ZM197 122L198 123H195V126L193 125V127L194 128H197L196 126H198V128H199V131L200 130H202V129H204V127L202 128V129H200L201 128V126L204 124V123H207V122H211V120L210 121H208L210 118H212V116L211 117H209V118H206V116H202ZM104 119V120H103ZM215 119H217V120H215ZM67 120V119H66ZM75 119H69V121L71 122V123H74L75 122V124L73 125V124H70V127H69V121L67 122V125H68V127L66 126V129L67 130H70L69 128H71V130H73L74 128H72L73 126H77V123H76V121H74ZM98 121V127H97V121ZM107 121V123H109V121L110 122H114V124H112V123H110L111 125H109V124H106L105 122ZM109 120V121H108ZM5 121H6V123H5ZM74 121V122H73ZM100 121V122H99ZM157 121V122H156ZM103 122H104V124H103ZM166 122H165V124H166ZM169 122H171V121H169ZM168 122V123H169ZM160 123V122H159ZM161 123V124H162ZM168 123L166 124L167 126H168ZM212 123V122H211ZM218 123V122H217ZM1 124H2V126H1ZM197 124V125H196ZM221 124V125H220ZM102 125H105V127L106 128H104V126H102ZM113 125V126H112ZM117 125H118V128H117ZM155 125L158 127V130L156 131V127H155ZM163 125V124H162ZM215 125V124H214ZM88 126H89V124H88ZM95 126V127H94ZM111 126V127H110ZM216 126V125H215ZM122 127V128H121ZM155 127V128H154ZM160 127H162V126H160ZM217 127V128H218ZM101 129L102 131H98V130H96V129ZM112 128V129H111ZM114 128H117V129H115L114 130ZM154 128V129H153ZM169 128V127H168ZM70 130V131H71ZM96 130V131H95ZM245 130V134H246V137L247 138H249V139H247V141L249 140V142H246V144H245V146L243 147L244 149L243 150H241L240 152L239 151H237V152H239V155H238V157H237V155H236V158H237V160H236V158H234L235 156H233V155H235V154H233V152H231L232 153V155L230 154V159H232V156H233V160H231V164H233V165H231L230 163L229 164H227L226 165V170L224 169V168H222V171L223 170H225V171H227V174L225 173H223V175H225L224 176V182H227V179H228V181L230 182V180L232 181H234L235 179H242L243 177H246L245 179V184L247 185V192H249V193H244L243 194V196H239V195H237V196H239L240 198H241V201L242 202H244V203H242L241 201H240V198L239 197H237V196H234V197H232V198H234V200L232 199V198H230V199H232V201H230L229 200V202L230 203H232V205H231V207L232 208H234V209H239L241 206H243V207H241L240 209L241 210H243L242 208H244V209H246L247 208V206L250 204V205H253V204H257L258 206L259 205H261L262 206V202L264 203V198L262 197L263 196V193H264V149H262V148H264V146H263V144H261L260 145V140L262 141L263 140V136H264V132H255V130L254 131H252V133H254V135L251 133V130L248 128L247 129V126H246V128L244 129ZM249 130V131H248ZM76 132H78L77 130H75ZM93 133H95V134H93ZM121 131V132H120ZM209 132L207 133V131H204V133H200V134H198V135H191V138H192V142H191V140L190 141H188V142H190V146H188V148L187 149H184L185 151H184V153H183V155H185L183 158H185L183 161H185V160H187V161H189L188 162V164L190 165V167L188 168L190 171H191V174L190 175H192L193 176V171H195L194 169L196 168L195 167V165H197L198 164V166H200V167H198L197 166V172H199L200 171V169H201V171L202 170H204V169H206L207 167H208V161L209 160H211V158H210V156H206V153L207 154H209L210 153V150L209 151H205L204 152V150H203V148L206 150L207 149V144L205 145L204 144V141L205 142H208L210 139L209 138H211L212 136L213 137H215V135H217V134H215V133H217V131L216 130H213V131H215L214 132V134L212 135V133H213V131L211 130V133H210V130H208ZM246 131H248V132H246ZM262 131V130H261ZM75 132V133H76ZM101 132H102V135H100L101 134ZM110 132V133H111ZM149 132V133H148ZM152 132V133H151ZM159 132V133H158ZM74 133V136H75V138L77 139L78 137H77V133L75 134ZM96 133L98 134L97 136H96ZM155 133H158V134H155ZM165 133V134H164ZM210 133V134H209ZM249 133H251V134H249ZM259 133V134H258ZM262 133V134H261ZM111 134V135H112ZM122 134V135H121ZM15 135H17L16 136V138L14 137ZM96 136L95 137V139H93L94 138V136ZM100 135V136H99ZM106 135H107V133H106ZM111 135H110V138H108V139H111L112 137H111ZM149 135V136H148ZM155 135H157V138H155L156 136ZM200 135V136H199ZM203 135V136H202ZM210 135V136H209ZM251 135H253V137H255V138H253ZM262 135V136H261ZM74 136H72V138H74ZM102 136V137H101ZM250 136V137H249ZM260 136H261V138H260ZM8 137H10L9 139H7ZM71 137V136H70ZM68 138L69 140H71L72 138ZM122 137V138H121ZM125 137V138H124ZM166 137V136H165ZM194 137V138H193ZM198 137V138H197ZM5 138V139H4ZM74 138V139H75ZM148 138V139H147ZM152 138V139H151ZM260 138V139H259ZM13 139V140H12ZM17 139V140H16ZM73 139V140H74ZM75 139V140H76ZM209 139V140H208ZM214 139V138H213ZM213 139H211L210 141H212ZM251 139V140H250ZM253 139H254V141L255 140H257V141H253ZM14 140H16V141H14ZM78 140V139H77ZM112 140H113V138H112ZM97 141H98V143H97ZM154 143H153V142ZM253 141V142H252ZM9 142H10V144H9ZM76 142V141H75ZM129 142H131L130 144H129ZM133 142V143H132ZM199 142V143H198ZM213 142V141H212ZM211 142V143H212ZM253 144H252V143ZM3 145H2V144ZM137 143H138V148H140L141 150H142V153L144 152V151H147L146 153H143L142 155H141V153L139 154V152L141 151V150H139V149H137V147H136V145H137ZM153 143V144H152ZM193 144V146H195L194 148L195 149H197V147H196V145L197 144H202L200 147H199V149H200V151H199V154L197 153V151H198V149H197V151L195 150V153H197V154H195L194 153V149L192 148V144ZM209 143V142H208ZM247 143H251V145L250 144H247ZM254 143L256 144V145H258L259 144V146H256V145H254ZM262 143V142H261ZM22 144V145H21ZM196 144V145H195ZM2 145V146H1ZM23 145H25L26 146V148H25V150H24V148L23 147H25V146H23ZM97 145H99V146H97ZM129 146V148H128V146ZM149 145V146H148ZM151 145V146H150ZM152 145H154V146H152ZM206 146V148H205V146ZM210 145V144H209ZM3 146H4V149H3ZM97 146V147H96ZM186 146V147H187ZM202 146H204L203 148H202ZM211 146V145H210ZM246 146H249L248 147V149L250 150V148H251V154H253L252 155V157L254 156V158H251L250 157V155H249V150L247 149V147ZM250 146H252V147H250ZM261 146H262V148H261ZM96 149H95V148ZM136 147V148H135ZM185 147V148H186ZM21 148H22V150H21ZM92 148V149H91ZM144 148V149H143ZM150 149V151H149V149ZM151 148H153V150L151 149ZM202 148V149H201ZM255 148V149H254ZM259 148V149H258ZM90 149H91V151H90ZM94 149H95V151H94ZM103 149V151L104 152H102L101 150ZM208 149H209V147H208ZM246 149V150H245ZM262 149V150H261ZM96 150H97V152H96ZM99 150H100V153H99ZM144 150V151H143ZM213 150L214 151H216L214 148H213ZM245 150V151H244ZM258 150V151H257ZM93 151H94V153H93ZM127 151V152H126ZM133 151V152H134ZM213 151V152H214ZM248 151V152H247ZM252 151H255L256 152V154L254 155V152L252 153ZM261 151V152H260ZM92 152V153H91ZM96 152V153H95ZM263 152V153H262ZM91 153V154H90ZM104 153V154H103ZM108 153V152H107ZM135 153V152H134ZM200 153H203L202 155H204L205 154V156H203L202 157V160H205V158L206 159H208L207 157H209L210 159H208V161H203L202 163H200L199 161H201V158L199 157V156H202V155H200ZM235 153H236V151H235ZM245 153V154H244ZM258 153V154H257ZM23 154V155H22ZM90 155V157L88 158V157H86L85 155ZM103 154V155H102ZM166 154H168L167 152H166ZM166 154H162L164 157V159H168L167 157H166ZM215 154V153H214ZM238 154V153H237ZM262 154H263V156H262ZM88 155V156H89ZM97 157H95V156ZM101 155V156H100ZM128 155H130V152H128L127 153V155L126 156H128ZM169 155V154H168ZM195 155H197L198 157V159H196V157L194 158V156ZM211 155V154H210ZM258 155H260L259 157H261V159L258 157V158H256ZM27 156V157H26ZM108 156V155H107ZM107 156H105L104 158H106ZM140 156V157H139ZM149 156H148V158H149ZM187 156L190 158V160H189V158H187ZM240 156V157H239ZM244 156V157H243ZM247 156H249V157H247ZM99 157H100V159H99ZM129 157V156H128ZM131 157V156H130ZM132 158V160H135V158ZM160 157V156H159ZM158 157V158H159ZM169 157V156H168ZM249 158V159H247V158ZM25 158H27L26 159V161H25ZM95 158V159H94ZM108 158V157H107ZM170 159H168V161L166 162L167 164H168V162L170 161L171 162V157H169ZM192 158H193V160H192ZM253 159V160H251V159ZM30 159V158H29ZM99 159V160H98ZM103 159V160H102ZM128 159H130V158H128ZM136 159V160H137ZM242 159V160H241ZM244 159V160H243ZM245 159H246V161H245ZM256 159H258V160H256ZM3 160V161H2ZM137 160V161H138ZM143 160H145L144 158H143ZM156 160H157V158H156ZM197 160H199V161H197V162H199L200 163V165H199V163H197L196 161ZM248 160V161H247ZM251 160V161H250ZM261 160V161H260ZM28 161V162H27ZM90 161H91V163L92 164H90ZM100 161H102V162H100ZM104 161V162H103ZM128 161H131V159L130 160H128ZM140 161H141V159H140ZM158 161L159 160H157V161H155V163H158ZM230 161V160H229ZM255 161V162H259V164H260V166H261V168H260V166H259V164L257 165V163H256V166H254V164L255 163H253V162ZM94 162V163H93ZM132 162V161H131ZM143 162V161H142ZM196 162V163H195ZM204 162H208V163H206L205 164V166H206V168H205V166L203 165L204 164ZM215 162V161H214ZM213 161L211 162V163H214ZM250 162H252V165H250V166H253V167H255V168H249L250 166H249V164L248 163H250ZM261 162H263V163H261ZM100 163H102V166H101V164ZM133 163L134 162H132L131 164V166H133ZM137 164H134L135 166H137V165H140V163L139 162H136ZM144 163V162H143ZM142 163V164H143ZM155 163H144V164H146V165H148V168H149V170H152V171H149L148 173H149V175H150V179H154V181H156L157 179L158 180H160L159 179V177L161 176V174H162V172H161V174L158 172L159 170H158V168H156V169H154L153 168V165L155 164ZM164 163V162H163ZM195 163V164H194ZM24 164V165H23ZM93 164H95V165H93ZM108 164V163H107ZM144 164L142 165V167H144ZM165 164V163H164ZM164 164H163V166H164ZM263 164V165H262ZM90 165H93V166H90ZM129 165H130V163H129ZM129 165H127L126 164V166H128V167H130L131 168V166H129ZM204 167H203V166ZM216 166H217V163L215 164ZM215 165H213V164H211V166H213L212 168H215L214 166ZM232 167H231V166ZM244 165H246V166H244ZM247 165L249 166V167H247ZM22 166V167H21ZM94 166L96 167V168H94ZM103 168H101V167ZM105 166H106V168L108 167V169L110 170V171H108V169H106L105 168ZM135 166H133V167H135ZM141 166V165H140ZM166 166V165H165ZM195 167V168H192V167ZM203 168H202V167ZM243 166L245 167V168H243ZM259 166V167H258ZM94 168V169H92V168ZM209 167H210V165H209ZM248 168V170H247V168ZM4 168V169H3ZM14 168V169H13ZM16 168L17 169H20L19 171L17 170V171H15L16 173H14V170H16ZM99 168V169H98ZM101 168V169H100ZM136 168H139V166H137ZM141 168V167H140ZM147 168V167H146ZM192 168V169H191ZM198 168H199V170H198ZM221 167H219L218 169H216V170H218L219 171V174L218 173H216V170L214 171V173H216V177H217V175H221V170H219ZM228 168V169H227ZM229 168H231V169H229ZM241 168V170L239 171V169ZM258 168V169H257ZM260 168V169H259ZM30 169V168H29ZM90 169V170H89ZM98 169V170H97ZM142 169V168H141ZM140 169V170H141ZM250 169H251V171L252 170H254V175L253 174H251L250 173ZM261 169H262V171H261ZM92 170V171H91ZM102 170V171H101ZM103 170H105V171H103ZM106 170L108 171L107 173H106ZM158 170V171H157ZM258 170H260V171H258ZM21 171V172H20ZM93 171L95 172V173H93ZM98 171H100V173L98 172ZM163 172H165V170L163 169L162 170ZM217 171V172H218ZM224 171V172H225ZM234 171V172H233ZM258 171V172H257ZM92 173V174H90V173ZM145 173L147 172V171H144ZM143 172V170L141 171V173H144ZM197 172H195V174L197 173ZM256 172H257V174H256ZM25 173L26 172H24V174H22L23 176H26L25 175ZM106 173V174H105ZM113 173V172H112ZM144 173V174H145ZM158 173H159V175H158ZM229 173V174H228ZM231 173H233V174H231ZM234 173L236 174V175H234ZM259 173H260V175H259ZM6 174V175H5ZM93 174H95V175H93ZM104 174L107 176H104ZM93 175V176H92ZM97 175V176H96ZM112 175V174H111ZM188 175V174H187ZM223 175H221L220 177H218L219 178V180H221L220 178H223L222 176ZM244 175V176H243ZM159 176V177H158ZM234 176V177H233ZM237 176H238V178H237ZM251 176V177H250ZM189 177V176H188ZM187 176L185 177V178H188ZM226 177V178H225ZM241 177V178H240ZM260 177V178H259ZM82 178H86L85 180H87V181H85L84 179H82ZM92 178V179H91ZM100 178H101V180H100ZM145 178H146V175H145ZM149 178V177H148ZM147 178V179H148ZM163 177L161 176V179H162ZM231 178H233V179H231ZM253 178L255 179V180H253ZM258 178V179H257ZM152 179V180H153ZM238 179V180H239ZM100 180V181H99ZM223 180V179H222ZM242 180H244V178L242 179ZM251 180H252V182H251ZM257 180V181H256ZM260 180V181H259ZM233 181L232 182H230V183H233ZM241 181V180H240ZM247 181V182H246ZM39 182V181H38ZM38 182H36L35 181V185L32 183H30V184H28V183H25L28 187H25V184H24V187L25 188H23V186L21 185V184H23V183H21V184H15V182H14V184H12L11 186L9 185V186H7V187H9V188H7V190L8 191H5V190H3V189H5L6 188V185H1L0 184V187H3V192L5 193H2V191H0L1 192V194H0V198H3V201H6V200H9V198H10V196H12V197H14L15 195L17 196V201H18V203H22V204H24L25 203V205L27 206V205H31V203L29 202V201H35L36 200V203L40 200V202H38L37 204H35V202H34V205L33 206H36V208H37V206H39V209H40V206H41V210L40 211H42V214H44V212L46 213L45 215H42V214H40V215H42V216H37L36 214V216H35V223L34 222H32L33 223V225L36 227V225L38 226V227H40V228H38V227H36L37 228V230H39V231H37V234H36V232H35V235L37 236H34V234H33V237H34V239H33V237H32V240H31V242L28 244L27 243V241H26V236H27V233H25V231L23 232V228L22 227H19V228H17L18 229V231H22V232H20V235H19V237H20V239H19V237H18V240H15V241H13V240H11L10 238H9V236L7 235V237L6 238H3L4 240L2 241V242H0V243H2V245H1V251H2V253L3 252H5L6 253V251L5 250H7V253H6V256H7V254H8V256H10V258L12 257H14L13 259H12V263L11 264H27V262L28 261H32L33 259L32 258H29V257H27V255L25 254L29 249V245H31V249L30 250H32V252H33V250L35 251V252H37V250H40L39 248H42L43 246L47 249V250H49L48 248L51 246V244L49 245V243L47 244V242L46 241H48V239H46V238H48V237H46V236H48V235H50V230H49V234H48V229H46L45 227H46V225H45V222L44 221H41L42 222V224L39 222V217H47V216H51V213H50V204H48V203H50L49 202V197H46V194L44 195L45 197H44V199L42 198V199H40V194L38 193L37 194V192H38V189H40V188H38V187H40V185L38 184ZM92 183H93V181H91ZM95 182H94V184H95ZM223 182V181H222ZM241 182H243V181H241ZM40 184H41V186L43 185V187L45 188V187H47V184H42L41 182H39ZM98 183V184H97ZM244 183V182H243ZM253 183V184H252ZM259 183H260V185H259ZM85 184H84V186L83 187H85ZM226 184V187L225 188H227V185H228V183H225ZM255 184H256V186H258V187H256L255 186ZM31 185H33V186H31ZM45 185V186H44ZM231 185V184H230ZM229 185V186H230ZM37 186V187H36ZM248 186H255L254 188L252 187V189L250 188H248ZM32 187H35V188H37L36 189V192H34L35 191V188L34 189H32ZM95 187L92 189V190H89V188H88V190L89 191H93L94 189H95ZM231 187V186H230ZM20 188V189H19ZM249 189V190H248ZM255 189V190H254ZM258 191H257V190ZM1 190V189H0ZM32 190V191H31ZM227 190V192H228V190H232V188L231 189H226ZM252 190V192H250ZM30 191V192H29ZM40 191V190H39ZM83 191H85V190H83ZM86 191H87V189H86ZM86 191H85V193H83V195L85 194H87V196L89 197V199L92 197V198H95V195L94 194H92V193H96V191L98 192V190L96 189L95 191H93L91 194H92V196L90 197V195L91 194H89V193H86ZM254 191V192H253ZM260 191V192H259ZM25 192H28V193H25ZM43 192V191H42ZM255 192H256V194H255ZM258 192V193H257ZM263 192V193H262ZM31 193H34V194H37L38 196L36 197V196H33V194H31ZM100 193V194H99ZM253 195H252V194ZM98 194L99 195H101V192H98ZM251 194V195H250ZM257 194H258V196H257ZM260 194H262V195H260ZM6 195V197H5V199H4V196ZM9 197H8V196ZM84 195V196H85ZM111 195V194H110ZM255 195V196H254ZM31 196H33L32 198L34 199H32L31 198ZM106 196H108V195H106ZM105 196V197H106ZM245 196V197H244ZM250 196H252V197H250ZM260 196H261V199L263 200L262 202H261V199H260ZM27 197V198H26ZM35 197V198H34ZM86 197V196H85ZM84 197V198H85ZM88 197H86V198H88ZM96 197H98V195L96 196ZM255 197V198H254ZM23 198H26V199H23ZM37 198H39V200L37 199ZM46 198H47V200H46ZM85 198V199H86ZM91 198V199H92ZM99 198V197H98ZM102 198V197H101ZM104 198V197H103ZM108 198V197H107ZM137 199L139 198V197H136ZM239 198V199H238ZM246 198V199H245ZM257 198H259L258 200H257ZM24 200V203H23V200ZM96 199V198H95ZM100 199V198H99ZM29 200V201H28ZM44 200V201H43ZM102 200V199H101ZM103 200H105V198L103 199ZM236 200V201H235ZM255 200H256V202H255ZM29 203H28V202ZM233 201H234V203H233ZM248 201V202H247ZM249 201H251V202H249ZM261 202V203H259V202ZM28 204H27V203ZM42 202V204H40ZM44 202V203H43ZM96 202H98L97 201V199H96ZM252 202H254V203H252ZM1 203H2V201H1ZM4 203V202H3ZM2 203V204H3ZM98 203H100V202H98ZM249 203V204H248ZM234 204V205H233ZM237 204H239V207H238V205ZM243 204V205H242ZM255 204V205H256ZM47 205V206H46ZM250 205L248 206V207H250ZM255 205H253V206H255ZM46 206V207H45ZM234 206V207H233ZM258 206H257V208H258ZM264 206V205H263ZM22 208V210H24V209H26L24 206H22L21 207ZM38 209V208H37ZM38 209V210H39ZM249 209V208H248ZM259 209V208H258ZM258 209L255 211V212H257L258 211ZM21 210V209H20ZM39 211V212H40ZM246 211V210H245ZM26 212V211H25ZM48 213H50V215H48ZM45 217V218H46ZM8 220V219H7ZM39 222V223H38ZM44 223V224H43ZM43 225H45V226H43ZM210 225V224H209ZM208 225V226H209ZM42 226V227H41ZM207 226V227H208ZM206 229H208V228H206ZM210 229V228H209ZM214 231H215V229L214 228H212ZM212 229H210L211 230V232H212ZM47 231V232H46ZM206 231V230H205ZM209 231V230H208ZM207 231V232H208ZM213 231V232H214ZM27 232V231H26ZM46 232V233H45ZM213 232H212V234H213ZM44 234H45V237H44ZM208 234H210V233H208ZM42 235V236H41ZM61 236V235H60ZM4 237V236H3ZM25 237V238H24ZM43 237V238H42ZM209 235H208V237L206 238V239H209ZM9 238V239H8ZM40 238V239H39ZM42 238V239H41ZM61 238H63V237H61ZM249 239V238H248ZM254 239V238H253ZM252 238H251V240H253ZM21 240V241H20ZM23 240V241H22ZM255 240H256V238H255ZM25 241V242H24ZM40 241H41V243H40ZM4 242V243H3ZM36 242V243H35ZM43 242V243H42ZM46 242V243H45ZM4 244V245H3ZM28 244V245H27ZM49 245V246H48ZM227 245V244H226ZM225 245V246H226ZM48 246V247H47ZM227 246H229V245H227ZM226 246V248H228ZM39 247V248H38ZM43 247V248H44ZM33 248V249H32ZM37 249V250H36ZM11 250V251H10ZM29 250V251H30ZM9 252V253H8ZM60 252H62L61 250H60ZM229 251H227V253H228ZM242 251L240 250L238 253H239V255L237 256V257H239L238 259L240 260L241 259V257H242V255H243V252L241 253ZM1 253V252H0ZM1 255V254H0ZM3 255V254H2ZM5 255V254H4ZM3 255V256H4ZM15 255V256H14ZM231 256L229 253L228 254H226V256L227 257H229V256ZM241 255V256H240ZM226 256H225V258H226ZM2 257V256H1ZM68 257V256H67ZM67 257L65 256V255H63L62 256V254H60L59 255V261L58 260H56V261H58V262H56V261H53V260H51V261H49L50 262V264L52 263V262H55V263H52V264H56V263H58V264H68V262H67ZM232 258L234 257H236V256H231ZM231 257H229V259H228V261L230 260L231 261ZM51 258V257H50ZM49 258V259H50ZM3 259H4V257H3ZM3 259L0 261L1 263H2V261H3ZM227 259H225V260H227ZM237 260V259H236ZM62 261V262H61ZM229 261V262H230ZM238 261V260H237ZM4 262V261H3ZM229 262H227L228 264H230ZM0 263V264H1ZM5 263V262H4ZM3 263V264H4ZM225 263V262H224ZM236 263H238V262H236ZM219 264H221V261H220V263ZM223 264V263H222ZM226 264V263H225Z\"/></svg>",
  "mask_w": 264,
  "mask_h": 264
}]
</instances>
